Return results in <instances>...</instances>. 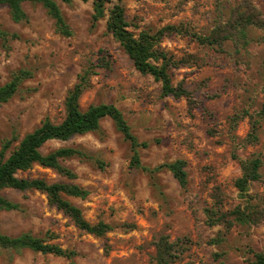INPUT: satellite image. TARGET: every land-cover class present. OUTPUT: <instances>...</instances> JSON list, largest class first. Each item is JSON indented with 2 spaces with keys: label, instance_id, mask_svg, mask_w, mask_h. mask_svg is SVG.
I'll list each match as a JSON object with an SVG mask.
<instances>
[{
  "label": "rangeland",
  "instance_id": "1",
  "mask_svg": "<svg viewBox=\"0 0 264 264\" xmlns=\"http://www.w3.org/2000/svg\"><path fill=\"white\" fill-rule=\"evenodd\" d=\"M56 1L73 29L71 36L56 31L54 19L41 3L25 2L29 18L22 22L12 19L6 4L0 5V26L21 36L10 41L8 51L0 39V85L20 68L33 72L14 97L0 103V146L14 132L23 137L45 116L60 122L68 90L103 48L111 65L98 68L92 76L91 86L80 99L82 108L102 102L117 105L139 139L151 142L141 149L142 162L154 166L185 158L189 183L183 189L169 170L151 176L132 167L130 144L110 117L103 118L95 131L67 140H49L41 148L43 153L72 146L85 149L105 165L100 167L94 159L72 156L61 163L76 173L75 178L40 164L18 175L83 186L89 190L85 198L66 197L83 210L90 222L104 220L113 229L103 236L88 233L51 204L45 192L6 188L3 194L17 202L19 208L1 211L3 232L13 236L30 232L47 242L74 249L78 255L70 259L29 248L0 249V264H153L155 242L162 234L173 240L183 236L190 239L192 244L179 264H247L253 258L251 248L264 252V221L258 225L238 224L226 234L224 242L210 244L208 241L224 227L208 225L204 211L216 184L227 195L225 208L241 202L234 185L241 175V165L235 156H264V121L255 144L241 142L250 130L249 116L240 120L234 130L230 124L235 111L255 113L264 105V29L250 26L248 44L238 47L229 40L225 51L203 45L188 34L163 38V49L177 58L190 59V64L171 70L174 83L184 79L187 88L202 101L190 111L185 98L163 95L161 81L135 67L107 30V14L93 24L92 0ZM122 1L127 19L139 25L132 28L136 32L189 22L195 31L209 34L218 22L230 17L233 9L243 10V1L264 15V0ZM27 87L35 90L28 93ZM215 92L220 94L206 97V93ZM261 170L263 179L252 182L249 191L264 197V165Z\"/></svg>",
  "mask_w": 264,
  "mask_h": 264
},
{
  "label": "trees",
  "instance_id": "2",
  "mask_svg": "<svg viewBox=\"0 0 264 264\" xmlns=\"http://www.w3.org/2000/svg\"><path fill=\"white\" fill-rule=\"evenodd\" d=\"M70 3L73 0H63ZM93 1V24L106 16L107 30L114 38L120 42L121 46L133 60L135 67L144 74H151L162 83V94L173 95L175 98H185L188 102L189 110L199 107L202 101L197 99L187 88L184 79L174 83L171 70L190 64V59L185 57L177 58L161 47V42L165 36L173 34H188L199 43L206 46H217L221 51H225L226 43L231 40L238 47L248 44L247 35L250 26L264 29V15L250 2H244V9L239 7L231 9V15L226 20H221L216 24L209 34H202L195 31L189 22L167 24L157 30L140 29L138 32L132 28H138V24L127 19L125 5L122 0H92ZM25 2L41 3L48 14L54 19L56 31L65 36H71L73 29L66 21L64 14L56 0H0V5L6 4L15 22L28 20V14L24 9ZM21 38L17 32L0 26V39L3 47L8 51L11 48L10 41ZM197 61L198 58H195ZM111 60L108 58L107 50L101 48L98 57L92 60L77 77L75 84L68 90L65 97V115L60 122H55L50 116H45L41 124L32 131L27 132L23 137L14 132L10 137L3 140L0 146V213L2 210H15L19 204L3 194L6 188L18 190L38 189L45 192L51 204L56 205L65 214L70 216L75 224L88 233L96 236H103L113 229V225L100 220L90 222L84 215L83 210L72 203L66 196L85 198L89 190L83 186L65 181L50 182L43 177H20V171H26L34 164L55 169L58 173L68 178H75L76 173L69 167L61 163L62 159L78 156L82 159L92 160L94 156L82 148L72 146H62L50 152L43 153L42 146L52 139L67 140L76 134H83L95 131L100 127V122L105 117H110L117 129L123 134L131 147L130 165L134 168H141L151 176H155L162 170H169L179 182L183 189L189 183L188 171L186 169L188 161L185 158H177L173 161H165L160 164L150 166L142 162L141 149L150 146L151 142L140 140L133 132L130 123L123 111L114 103L91 104L83 109L80 99L83 93L91 86L92 76L97 73L98 68H108ZM33 72L28 68L15 70L10 80L0 85V103L9 101L21 89L23 82L31 78ZM26 92L30 93L35 88L27 87ZM220 93H206L207 98L218 96ZM250 117V130L244 139L243 144H255L259 140V130L264 121L263 107L252 113L249 110L235 111L230 116L231 128L234 130L240 120ZM234 135V140H237ZM238 158L242 173L234 181L235 187L239 191L242 199L232 208H225L227 195L221 185L212 187L211 202L205 207L206 223L210 226L221 224L224 230L211 238L208 243L221 244L226 240V234L236 225H258L264 221V197L251 193L250 186L254 181L263 179L262 167L264 156L253 154L247 158ZM100 167L105 165L104 161L94 159ZM188 237H178L171 239L170 235L162 234L155 242V253L152 256L153 264H179L182 255L191 245ZM29 248L42 253H53L55 255L74 258L78 252L74 249L63 248L56 243L47 242L39 236L30 232L13 236L3 232L0 228V249L17 250ZM253 258L247 264H264V252L250 249ZM217 257L222 254L216 253ZM221 264H226L221 261Z\"/></svg>",
  "mask_w": 264,
  "mask_h": 264
},
{
  "label": "crops",
  "instance_id": "3",
  "mask_svg": "<svg viewBox=\"0 0 264 264\" xmlns=\"http://www.w3.org/2000/svg\"><path fill=\"white\" fill-rule=\"evenodd\" d=\"M37 164V163H36ZM186 169H187V167H186ZM172 173V172H171ZM241 173H242V170H241Z\"/></svg>",
  "mask_w": 264,
  "mask_h": 264
}]
</instances>
